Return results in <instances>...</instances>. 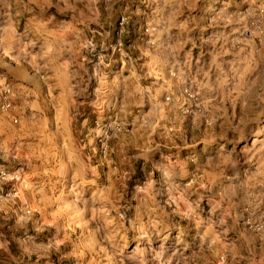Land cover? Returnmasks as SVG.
Here are the masks:
<instances>
[{
  "label": "rangeland",
  "instance_id": "374dc122",
  "mask_svg": "<svg viewBox=\"0 0 264 264\" xmlns=\"http://www.w3.org/2000/svg\"><path fill=\"white\" fill-rule=\"evenodd\" d=\"M0 264H264V0H0Z\"/></svg>",
  "mask_w": 264,
  "mask_h": 264
}]
</instances>
